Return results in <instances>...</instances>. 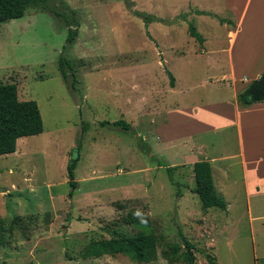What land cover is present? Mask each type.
<instances>
[{"label":"rangeland","instance_id":"obj_1","mask_svg":"<svg viewBox=\"0 0 264 264\" xmlns=\"http://www.w3.org/2000/svg\"><path fill=\"white\" fill-rule=\"evenodd\" d=\"M50 4L76 13L71 47L64 20L39 8L0 23V84L14 83L20 100H35L44 122L41 134L20 138L14 154L0 156V264H137L120 255L82 256L114 231L134 234L124 220L137 212L169 242L181 243L184 234L196 247L195 264H209L208 254L218 264H264V199L246 197L237 168L224 185L221 161L210 162L226 210L205 209L193 192L194 164L215 161L224 133L196 137L204 153L192 147L188 124L180 129L184 141L176 146L172 137L178 113L227 94L209 82L230 74L227 29L243 9L245 31L232 53L236 77L250 78L264 65V0ZM141 13L160 20L147 23ZM190 23L203 44L190 36ZM62 55L74 65V89L60 72ZM118 120L132 130L103 124ZM76 149L71 198L67 167ZM157 160L175 168L172 181ZM143 264L170 263L159 255Z\"/></svg>","mask_w":264,"mask_h":264},{"label":"trees","instance_id":"obj_2","mask_svg":"<svg viewBox=\"0 0 264 264\" xmlns=\"http://www.w3.org/2000/svg\"><path fill=\"white\" fill-rule=\"evenodd\" d=\"M51 0H0V23L21 18L29 8H39L53 14L56 18L64 20L68 27L67 47H71L77 39L79 24L76 13L64 7L63 11L51 7ZM198 15H211L206 12L197 11ZM71 16V17H70ZM147 23L157 21L155 16L148 13L140 15ZM220 24L234 25L233 22L224 18H218ZM189 34L198 43L203 44L205 39L197 28L190 23ZM59 69L64 81L68 84L70 76L73 78L71 88H75L76 75L74 65L63 55L59 60ZM170 84L174 87V77L167 71ZM261 77H264V72ZM257 80L237 96L238 103L242 106H250L264 101V92L253 91ZM103 124H112L124 130H132V126L124 120L113 123L107 121ZM44 131L43 117L38 103L35 100L22 101L19 99L16 84H0V156L14 154L17 149V141L23 137L37 136ZM153 159H155L153 157ZM156 160V159H155ZM79 159L68 165L69 185L72 198L77 189L78 182L75 181V169ZM160 166H166L157 160ZM171 181L173 180L174 167L166 166ZM195 176V189L193 192L199 197L205 209L218 208L227 209V202L218 194L210 161L200 160L193 166ZM124 224L134 227L137 231L132 234L113 232L110 239L93 240L87 244L82 252L84 258L101 256H124L131 262L137 264L150 263L160 255L170 264L186 263L195 264V245L182 233L181 243L167 241L164 235L154 231L153 222L148 217L128 214ZM209 264H218L215 256L207 255Z\"/></svg>","mask_w":264,"mask_h":264},{"label":"crops","instance_id":"obj_3","mask_svg":"<svg viewBox=\"0 0 264 264\" xmlns=\"http://www.w3.org/2000/svg\"><path fill=\"white\" fill-rule=\"evenodd\" d=\"M245 14L246 10L243 9L241 14L237 15L234 28L227 29L223 25L227 29L230 74L223 75L221 79H210L209 82L214 83L212 85L214 88H219L218 90L225 91L227 94L218 95L204 104L192 105L188 113L181 117L178 113V122L174 125L172 137L173 144L176 146L184 141L186 138L180 137V129L187 128L188 124L192 147L204 153L203 147L195 144V138L211 132L224 133L221 142L226 147L214 159V162L213 160L210 162L221 161L224 185L230 181L231 168L236 167L240 173L239 183L250 200L251 198L264 199V101L245 107L238 103L237 96L253 81L261 78L264 65L251 74L250 78L236 77L237 69L232 53L236 42L241 39L245 31Z\"/></svg>","mask_w":264,"mask_h":264},{"label":"water","instance_id":"obj_4","mask_svg":"<svg viewBox=\"0 0 264 264\" xmlns=\"http://www.w3.org/2000/svg\"><path fill=\"white\" fill-rule=\"evenodd\" d=\"M253 91H258L259 93H263L264 92V77H261L260 79L257 80V83H256V85L253 88ZM78 157H79V151H78V149H76L74 151L71 163L72 164L75 163L76 160L78 159Z\"/></svg>","mask_w":264,"mask_h":264},{"label":"clouds","instance_id":"obj_5","mask_svg":"<svg viewBox=\"0 0 264 264\" xmlns=\"http://www.w3.org/2000/svg\"><path fill=\"white\" fill-rule=\"evenodd\" d=\"M136 215H137V216H139V215H140V213H139V212H137V213H136Z\"/></svg>","mask_w":264,"mask_h":264}]
</instances>
